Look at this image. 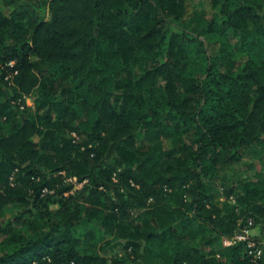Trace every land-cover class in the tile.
Returning <instances> with one entry per match:
<instances>
[{"label": "trees", "instance_id": "16d2710c", "mask_svg": "<svg viewBox=\"0 0 264 264\" xmlns=\"http://www.w3.org/2000/svg\"><path fill=\"white\" fill-rule=\"evenodd\" d=\"M37 1L48 18L32 0L0 7V210L19 209L0 224V264H128L84 248L99 227L135 258L263 264L245 242L215 255L239 220L204 162L263 143L264 0H209L188 19V0ZM139 133L171 143L151 154ZM237 199L264 220L263 180Z\"/></svg>", "mask_w": 264, "mask_h": 264}, {"label": "rangeland", "instance_id": "374dc122", "mask_svg": "<svg viewBox=\"0 0 264 264\" xmlns=\"http://www.w3.org/2000/svg\"><path fill=\"white\" fill-rule=\"evenodd\" d=\"M23 0H0V7L6 13L9 14L16 5ZM37 3V8L42 12L45 18L49 17L48 6L43 2L32 0ZM208 10L211 11L209 0H188L187 1V12L185 18L188 19L196 11ZM208 41L211 43L213 48H216L222 42L220 36L210 37L208 36ZM237 55V54H236ZM37 94L33 92L30 96L26 98V103L28 106L34 107V100ZM171 141L165 136L160 138L156 137L155 133L144 134L139 133L137 135V144L148 150L149 153H160L166 147L170 145ZM115 148L116 144H113L104 157L103 162L107 163L109 161L115 160ZM243 159L239 163H232L222 167L217 165H211L210 160L204 162L205 165H210L212 174L206 178L207 182L211 183L213 187V192L215 195L214 202L223 207L228 205L235 208L238 218L236 220H244L247 216L251 215V210H249L247 204L239 203L237 195L241 194L243 190V184L250 180H263L264 181V133H263V143L253 144L249 147L240 150ZM87 182V181H85ZM81 183L82 185L85 183ZM80 185V186H82ZM78 186V187H80ZM56 208V206H54ZM19 209L16 207H7L0 210V224H6L18 214ZM238 221V222H239ZM16 231L26 232L27 229L21 224H15ZM87 231V229L85 230ZM84 231V232H85ZM88 232V231H87ZM95 237L91 242H87L84 248H90L93 246L95 252L100 253L106 258L111 257H124L127 259L128 264H164V261L159 259L155 260L153 255L144 256L143 253L139 254L137 258L131 255L130 251L124 249V241L115 235L106 233L100 227L94 231ZM251 235L259 242L264 250V220L254 221L253 228L250 231ZM83 234V233H82ZM194 238V244L197 246L203 245V239ZM208 238H211L209 235ZM228 237L221 236L217 240L219 247L214 252L218 258H223L227 253L228 249L232 246L227 243ZM192 240V239H191ZM191 242V241H190ZM193 244V242H192ZM190 245V244H189ZM206 253L213 252L211 247L204 249ZM130 253V254H129ZM264 264V255L262 257Z\"/></svg>", "mask_w": 264, "mask_h": 264}, {"label": "built area", "instance_id": "2783aa9c", "mask_svg": "<svg viewBox=\"0 0 264 264\" xmlns=\"http://www.w3.org/2000/svg\"><path fill=\"white\" fill-rule=\"evenodd\" d=\"M23 107V106H22ZM73 136L78 137L76 133H73ZM68 181L74 182L76 184V178H69ZM82 185L77 184V187ZM48 191V190H45ZM254 219L252 217L247 218L246 220H241L238 222V228L235 233L228 237L227 243L233 245L238 242H245L247 254L255 261L261 260L264 255L263 247L257 242V240L251 235L250 231L253 228Z\"/></svg>", "mask_w": 264, "mask_h": 264}]
</instances>
